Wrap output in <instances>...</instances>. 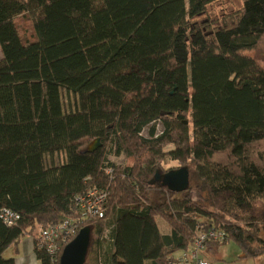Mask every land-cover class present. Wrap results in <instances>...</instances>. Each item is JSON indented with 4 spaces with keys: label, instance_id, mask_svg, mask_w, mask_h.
Wrapping results in <instances>:
<instances>
[{
    "label": "trees",
    "instance_id": "1",
    "mask_svg": "<svg viewBox=\"0 0 264 264\" xmlns=\"http://www.w3.org/2000/svg\"><path fill=\"white\" fill-rule=\"evenodd\" d=\"M216 1L0 0V211L19 215L0 219V264L24 236L50 264L36 235L92 188L107 200L79 224L85 264H177L209 229L264 255V70L244 54L264 50V0L192 22Z\"/></svg>",
    "mask_w": 264,
    "mask_h": 264
},
{
    "label": "built area",
    "instance_id": "2",
    "mask_svg": "<svg viewBox=\"0 0 264 264\" xmlns=\"http://www.w3.org/2000/svg\"><path fill=\"white\" fill-rule=\"evenodd\" d=\"M106 200L107 194L96 188L88 189L85 193L77 196L75 199L78 210L77 220L65 219L42 230L35 239L36 249L45 252L50 264H59L64 247L77 236L80 230V222L104 218ZM0 219L6 225L11 226L19 220V215L4 208L0 211ZM223 240L224 233L222 230L209 229L190 241L189 248L183 259H189L193 264H208L200 257L201 253L205 250L208 243L221 242Z\"/></svg>",
    "mask_w": 264,
    "mask_h": 264
},
{
    "label": "rangeland",
    "instance_id": "3",
    "mask_svg": "<svg viewBox=\"0 0 264 264\" xmlns=\"http://www.w3.org/2000/svg\"><path fill=\"white\" fill-rule=\"evenodd\" d=\"M241 6H242L241 0H218L212 5L208 6L206 13L204 15L199 16L192 22H195L197 24L207 22L208 24H210V28L212 29L214 27H220L222 25L223 20L226 17L238 11L241 8ZM244 54L254 58L255 61L258 63V65L264 70V50L262 49L253 50V51L245 52ZM1 59H2V54L0 50V60ZM62 97L64 98V100H67V98L65 99L64 93H62ZM158 130H159V127H158ZM142 134L143 136H147V130H145ZM93 143L94 141L88 144L87 147H90ZM110 160L119 165L127 164L123 157H110ZM63 162H64V156L62 154H55V155L47 157V163L50 165H59ZM173 166H176V164H169L165 167L170 168ZM188 169H189V172H188L189 186L195 187L196 186L195 184L197 183V178L194 174L193 165L190 164L188 166ZM258 206L262 207V204H258ZM37 236L38 235H36V237ZM92 237L93 236L91 235V238ZM31 243H32V239L30 236L23 237L20 245H18V248H17L18 252L16 253V255H14L11 252L12 249H8L6 256L15 258L21 253L20 258L23 260L22 262H26L25 264H27L29 254L31 253ZM211 245L212 244H210V246ZM211 247H216V246L212 245ZM237 249H238L237 246L231 242L229 244L227 243L225 245H222V247L219 249L221 250L219 253L220 260H217V261L213 260L211 261V264H239L240 259L238 257ZM89 261H87V264H91L92 257H89Z\"/></svg>",
    "mask_w": 264,
    "mask_h": 264
},
{
    "label": "crops",
    "instance_id": "4",
    "mask_svg": "<svg viewBox=\"0 0 264 264\" xmlns=\"http://www.w3.org/2000/svg\"><path fill=\"white\" fill-rule=\"evenodd\" d=\"M156 223H157V226H158V228H159V230H160V232L162 234L168 235L170 233L169 228L167 227V225L165 224V222L163 220L157 219ZM22 238L20 239L19 243L17 244L16 249L18 248V245H20V243L22 241ZM31 239H32V237H31ZM211 246L207 245L205 250L201 253V256H200L202 258V260L206 261L208 264H211V261H213V260H215V261L220 260V257H219L220 254L219 253H220L221 250H219V249L222 246H220V247H211ZM9 249H12V248H9ZM33 249H34V242H33V239H32L31 253L29 254L28 263L27 264H37V263H39L38 260L36 259L35 255H34V250ZM7 251H6V253H7ZM186 251H183V252L181 251V252H177V253L174 254V257H175V259L177 261V264H193L192 261H190L189 259H187V260L183 259L184 254H186ZM11 252L13 253V250H11ZM17 252H18V250H17ZM6 253H5V256H6ZM32 253H33V255H32ZM237 253H238V257L240 259L239 264H264V255L260 256V257H258L256 259H243L242 258V254H241L239 249H237ZM20 256H21V253L18 256L15 257L16 258L15 259L16 264H25L26 262H22L23 260L20 258ZM6 257H8V256H6ZM8 258H11V257H8Z\"/></svg>",
    "mask_w": 264,
    "mask_h": 264
},
{
    "label": "water",
    "instance_id": "5",
    "mask_svg": "<svg viewBox=\"0 0 264 264\" xmlns=\"http://www.w3.org/2000/svg\"><path fill=\"white\" fill-rule=\"evenodd\" d=\"M96 143L97 141L89 149H93ZM169 178H172V175L168 176ZM185 187L186 185L183 186V188ZM91 239V230L89 227L80 229L77 236L64 247L59 264H85Z\"/></svg>",
    "mask_w": 264,
    "mask_h": 264
}]
</instances>
